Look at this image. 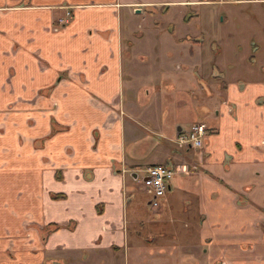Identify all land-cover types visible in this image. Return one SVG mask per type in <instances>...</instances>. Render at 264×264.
<instances>
[{"label": "crops", "instance_id": "crops-1", "mask_svg": "<svg viewBox=\"0 0 264 264\" xmlns=\"http://www.w3.org/2000/svg\"><path fill=\"white\" fill-rule=\"evenodd\" d=\"M218 3L0 0V264L126 249L133 196L151 198L137 178L155 164L176 174L162 211L148 208L167 219L180 203L199 238L182 264H264V6L226 28ZM52 119L68 129L52 134ZM199 121L204 146L180 148Z\"/></svg>", "mask_w": 264, "mask_h": 264}, {"label": "rangeland", "instance_id": "rangeland-1", "mask_svg": "<svg viewBox=\"0 0 264 264\" xmlns=\"http://www.w3.org/2000/svg\"><path fill=\"white\" fill-rule=\"evenodd\" d=\"M257 5L264 6V4H253L250 2H238L236 0H232L231 2H227V4H215L214 7L217 12H220L219 24L226 28H234V24L237 22H240V27H242L243 21H241V17L247 18L246 22L248 23L256 22L257 15L253 13V8ZM223 18L225 21H223ZM169 19L180 24L179 16L175 17L174 15H169ZM183 30H185V32H190V34L196 32L192 25L185 26ZM241 30L243 29L241 28ZM242 46L244 47V45ZM242 46L240 50L242 51L243 56L245 54V50ZM60 75L62 77L64 76V74ZM50 91L51 89L45 90L44 93H50ZM52 125L53 129L56 128L57 125L61 126V124L57 121L55 122V119H52ZM123 169L121 170L123 172L122 174H124ZM143 175L144 174H142V176ZM141 177H138L137 183H140V185L143 186L139 181ZM57 195L58 194H56V196ZM147 204V202L145 204L140 203L139 197L136 198L133 196V200L129 205V208L133 207V209H130L134 210V213L130 211L129 214L131 217L130 227L132 229L130 228L129 230L130 236L128 238L129 242L126 249H130L132 254L134 250L138 249H141L142 251L145 249H153L154 252H156V256H153L147 264H182L181 258L189 259L188 254L190 250L193 251V247L191 246L192 241H196V243L199 242L198 236L192 237L190 235H186L185 237L181 230L182 220L184 219V216H188L189 212L184 211V209L182 210L183 207L181 208L180 203H177L173 207L171 215L169 214V217L166 219L162 214L158 213V215H156L153 213L152 210L148 208L150 205ZM153 211H162V209L160 207L158 209H154ZM155 219L160 220L158 222L152 221ZM165 219L167 220L168 226H166L165 223H161L164 222ZM134 220H136L135 223ZM133 224H137V227L139 228V230H137L138 232H135ZM192 233H195V231L192 230ZM118 248L116 250V247H114L112 253H101L95 255L94 257H91L89 254H85L82 257L73 259L72 264H100L101 262V264H140L138 260L136 261V259H134L132 254H129L128 251L124 249V247ZM177 249H179V253H177ZM181 249H185L183 250L185 253L184 257L181 254ZM198 252L202 253V249H199ZM129 256L131 258V262L129 261ZM61 262H57L56 264H62ZM188 262L191 264H205L203 263L204 260H201L200 262L190 260L186 261L185 264H189ZM70 263L71 259L69 258L63 262V264Z\"/></svg>", "mask_w": 264, "mask_h": 264}, {"label": "built area", "instance_id": "built-area-1", "mask_svg": "<svg viewBox=\"0 0 264 264\" xmlns=\"http://www.w3.org/2000/svg\"><path fill=\"white\" fill-rule=\"evenodd\" d=\"M220 2H231L232 0H218ZM71 11H67L60 22H67L71 17ZM208 125L205 122H194L189 130L178 133L176 142L180 148H200L204 146ZM139 179L150 195L149 204L153 209L162 207V199L166 196L170 184L176 174V170L166 164H155L148 166ZM138 179V178H137Z\"/></svg>", "mask_w": 264, "mask_h": 264}, {"label": "flooded vegetation", "instance_id": "flooded-vegetation-1", "mask_svg": "<svg viewBox=\"0 0 264 264\" xmlns=\"http://www.w3.org/2000/svg\"><path fill=\"white\" fill-rule=\"evenodd\" d=\"M66 12L67 11H65V14H64V16L66 15ZM72 13V12H71ZM63 16V17H64ZM72 16V15H71ZM61 18V17H60ZM59 18V19H60ZM59 19H58V21H56L55 23H54V25H53V29L55 30V31H58L59 29H61L64 25L63 24H65V23H67V22H60L59 21ZM61 78H62V76L60 75L58 78H57V81H59V80H61ZM50 88H48V89H45V90H49ZM44 90V91H45ZM54 104L55 105H57L55 102H54ZM55 122H56V120H55ZM61 127L63 128V130H66L67 129V126L66 125H61ZM59 131H61V130H59ZM55 132H58V131H54V129L52 130V134L53 133H55ZM44 143V139H39L38 140V145H41V144H43ZM58 226V224H54V225H52L51 226V228L49 227V229L48 230H43L42 228H40L41 229V234H42V237L43 238H46L47 237V234L49 233V232H55V231H58L60 228H62V226L61 225H59L60 226V228H56ZM212 264H232V263H230L229 261H227V260H225V259H220L219 261H217V262H214V263H212Z\"/></svg>", "mask_w": 264, "mask_h": 264}, {"label": "trees", "instance_id": "trees-1", "mask_svg": "<svg viewBox=\"0 0 264 264\" xmlns=\"http://www.w3.org/2000/svg\"><path fill=\"white\" fill-rule=\"evenodd\" d=\"M59 130H63V128L57 125L56 128H54V131H59ZM57 196H61V194H58ZM56 228H60V226L58 225Z\"/></svg>", "mask_w": 264, "mask_h": 264}, {"label": "water", "instance_id": "water-1", "mask_svg": "<svg viewBox=\"0 0 264 264\" xmlns=\"http://www.w3.org/2000/svg\"><path fill=\"white\" fill-rule=\"evenodd\" d=\"M151 203V201H149V204Z\"/></svg>", "mask_w": 264, "mask_h": 264}]
</instances>
